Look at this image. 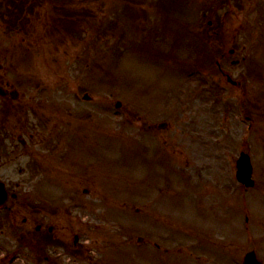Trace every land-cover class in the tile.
Listing matches in <instances>:
<instances>
[{
    "label": "rangeland",
    "instance_id": "374dc122",
    "mask_svg": "<svg viewBox=\"0 0 264 264\" xmlns=\"http://www.w3.org/2000/svg\"><path fill=\"white\" fill-rule=\"evenodd\" d=\"M161 1H44L19 33L0 22L3 66L41 87L34 112L18 111L11 127L54 143L34 149L27 177L29 194L51 198L31 202L82 221L99 264L240 263L252 250L264 260V0L220 9L215 40L216 26L199 30L196 18L168 28ZM232 49L246 61L219 63L238 87L214 66ZM240 153L249 190L234 178Z\"/></svg>",
    "mask_w": 264,
    "mask_h": 264
},
{
    "label": "flooded vegetation",
    "instance_id": "af4514ba",
    "mask_svg": "<svg viewBox=\"0 0 264 264\" xmlns=\"http://www.w3.org/2000/svg\"><path fill=\"white\" fill-rule=\"evenodd\" d=\"M220 1L223 6L235 3V0ZM6 2L0 0V7ZM203 3L210 5L211 0ZM218 21L213 18L207 24ZM232 52L229 56H234ZM11 75L10 67L0 63V264H27L28 250L36 255L31 258L32 264H91L81 227L76 230L62 223L59 215L52 219L29 210L28 201L34 194L27 189V161L35 160L32 150L38 131L31 129L33 134L26 132L23 140L25 131L13 129L11 123L15 112L21 108L27 111L37 99L38 86Z\"/></svg>",
    "mask_w": 264,
    "mask_h": 264
},
{
    "label": "water",
    "instance_id": "95a60500",
    "mask_svg": "<svg viewBox=\"0 0 264 264\" xmlns=\"http://www.w3.org/2000/svg\"><path fill=\"white\" fill-rule=\"evenodd\" d=\"M251 176V167L249 164V158L241 154L239 160L237 161V180L244 184L246 187H250L253 185L252 181L250 180ZM245 264H254L253 261V254H247L244 259Z\"/></svg>",
    "mask_w": 264,
    "mask_h": 264
}]
</instances>
